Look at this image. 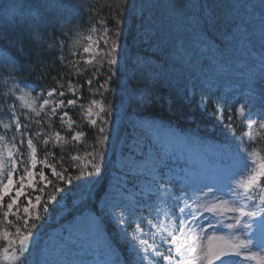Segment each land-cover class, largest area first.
Listing matches in <instances>:
<instances>
[{
    "label": "rangeland",
    "instance_id": "obj_1",
    "mask_svg": "<svg viewBox=\"0 0 264 264\" xmlns=\"http://www.w3.org/2000/svg\"><path fill=\"white\" fill-rule=\"evenodd\" d=\"M47 1L48 3L50 2V0ZM145 1L147 6L146 22L145 26L140 29L139 34H142V37L146 36V38L151 39L152 42L149 43L144 40L143 43L149 46L153 52L163 51L164 45L168 41L175 43L173 54L177 64L174 66L173 72L175 75L183 77L184 73L182 71H186L190 65L189 71L185 75V81L189 82L188 89H192V92L189 91V96L192 93L194 95L196 93L198 106L201 111H204L206 116H213L215 121L218 122L214 127L215 131L212 127H208V129L198 128L199 133L197 135H184L174 125H169L160 119L134 116H128L126 119L125 116L117 111L114 117L115 123H111L108 126L111 129L108 133L110 141L104 148L106 156L102 169L107 167L109 158L112 155L114 157L113 169L109 171L110 180L105 193L97 203L98 209L102 210L101 215L96 216L92 211L83 209L81 213L71 217L72 207L84 200L85 193L78 192L68 195L72 198L71 206L68 205L65 194L62 192L55 193L57 200L48 205V213H44L43 209H39L40 215L44 219L36 222L38 231L33 229L36 235L29 245L32 252L27 258L29 261L27 264H106L109 260L108 253L111 251L109 246L112 240L101 221V217L109 219L117 238L127 242L135 255L141 238L147 239L149 243H152L153 239H155L159 243L162 233L177 237V240L172 242L173 252L182 244L190 242L186 241L184 235L178 230V220L176 218L178 213L171 208L166 209L168 212L167 218L164 216L160 217L159 227L149 229L150 220L152 223H157L153 219L156 211L148 207L149 205L157 204L156 194L145 191L146 180L144 177L133 176L123 167L126 158L140 159L141 152L147 151L149 148L154 152L158 151L163 160L168 161V168L165 169V173L169 175L170 179H175L174 184L170 186L173 197L180 196L187 191L189 195L193 196V199H196L198 194H194L193 188L188 187L187 184H217L221 187V191L216 192L214 197H210V199L216 198L218 203L221 199L231 202L236 197L226 185V174L209 172L206 169L202 170L199 168L201 158L209 161L219 160L220 164L229 170L230 175L234 176L236 180H240L244 179L252 170L253 161H258L261 157H264V135L260 139L249 141L244 136V133L249 131L244 121L239 117L238 121L234 122V130H229L226 127L228 116L226 117L225 114L229 115L233 108L239 107L241 103H247L246 112L252 114L253 118L258 115H264V92H261L257 87V81L260 80L261 75H264V26L253 16L255 15L252 13L254 8L247 11L249 14L239 16L240 19L244 17L248 19L249 26L253 27V36L249 37L241 32L242 28L246 27L241 24L236 25L233 23L234 26L232 28L229 24L226 26L219 24V27L214 20L212 27L209 24L204 27L203 17L205 15L199 6V0ZM215 1H213L211 7L216 5ZM244 1L253 3L252 0ZM43 3L40 0H6V5L9 7L7 9L1 7V11L4 13L21 11L27 14L30 19H33L35 28L31 32L34 39V47L31 48L32 60L39 56L40 51L38 50H49L52 52L57 43L56 40H45L42 38V32L47 27L48 22L46 20L50 18L51 9L49 4L45 5ZM218 3L219 8L216 10L219 13L223 5L221 0ZM233 7L234 10H238L240 5L236 4ZM246 8V5H242L243 10ZM229 10L227 2H224L223 20L220 18L219 21H224L226 24ZM138 11L139 15L143 13L142 5L138 6ZM223 31L226 34L223 45H213L211 43L212 32ZM98 37H101V34ZM258 38L260 40H256ZM96 41L97 35L94 32L85 37L84 49L89 48V52L84 51L87 59L97 52ZM206 44L211 46L210 49L205 47ZM110 45L108 53L110 52ZM255 46L257 47L256 50ZM143 49L147 50L146 47ZM180 49H183V51L181 52ZM118 50L123 52V47L120 46ZM1 54L2 51H0ZM112 55H115V53H112ZM5 56L7 57L8 55L5 54ZM125 59L126 57L123 53L120 65L117 67L119 70L124 68L126 72ZM134 60L139 61V58H134ZM134 60L132 63L137 64ZM45 63L46 61L42 60L35 64L38 68H41ZM137 65L139 66L140 64ZM40 73V70L34 72L32 76L33 83L26 80H18L14 75L12 60L9 63L0 61V121L4 123L10 122L11 118L5 112L14 107L17 115L21 117V124L28 126V136L25 137L24 143L21 145L19 144V133L14 129L6 132L0 125V137H3L0 140V151L3 153L2 158H0V170L4 174L10 168L8 149L12 143H16L17 148L22 153L19 160L30 162L31 150L27 147V139H32V134H29V132L32 130L34 138L37 139L43 136L41 123H37L38 120L41 122L46 119V121L56 126V130L52 131L48 138L46 137L47 135L45 136L52 144H61L64 140L61 132L68 130L69 122L66 116L63 119L60 118L63 115V106L57 110L55 115L50 110L63 97L57 94L49 98L47 97V92L51 90L38 89V83L36 82ZM122 84H124L123 81ZM17 88H19V91L16 90ZM41 96L50 99L52 105L41 110L39 108V104L42 103V100L39 99ZM73 98L70 97L69 99ZM184 100L188 104L191 102V98L186 97ZM75 105L78 104L76 103ZM79 106L81 107V113L89 123L91 118L98 119L95 116L90 118L87 109L91 106L93 112H97L99 111V106L91 103L88 105L80 104ZM212 108L215 109L214 113L211 111ZM33 109L41 112V115L37 117ZM25 114L28 115L25 116ZM233 117L236 119L238 116L234 113ZM57 131L61 134L62 139L60 140L55 138L54 134ZM239 131H242L243 135H239ZM13 137H15V140L12 139ZM241 137H243V143H240ZM193 141L194 143H190ZM218 147L226 148L229 155L219 157L215 151ZM13 151L15 152V150ZM249 153L252 155H249ZM42 160H45V158ZM40 161L37 159V168L34 171L39 172L43 168L46 175L51 176L50 170L41 165ZM245 164H248V168L244 167ZM24 166L26 165L18 163L17 172L14 173L15 179H18L19 175L23 174L22 169ZM28 166H30V163ZM231 184L233 189L241 191L235 180H232ZM86 187L87 185L85 184L84 188ZM122 190H124L125 196L131 194L132 199H120L118 195ZM27 191L33 198L35 195H41L37 190L29 189ZM112 197H116L122 206L116 210V215L106 213L103 208L106 204L113 203ZM7 202L8 199L5 198L4 210H7ZM33 202H35L34 199ZM25 203L26 201L23 198L19 202L21 215L23 214ZM169 203H173V201L170 200ZM133 208L136 209L134 215H129ZM121 211L124 213L125 220L128 221L127 224L121 225L118 221L117 216ZM205 217L207 220L216 223V220L207 213H205ZM96 218L98 220V228L94 230L88 229L86 225L94 223ZM1 219L4 220L2 214H0ZM256 219H259V217ZM200 222L205 223L206 226V220H201ZM227 222L231 221L225 220V223ZM137 225H140L146 235L141 234L137 229ZM255 230L254 226L253 232ZM4 231L10 232L8 229ZM216 234L227 236L230 234V230L225 227H217ZM256 235L257 241L253 237V244L249 245V249L252 252L259 253L257 259L246 260L244 257L247 252L242 251L240 256L231 257L234 264H264V250H262L264 245H261V243H264V220L257 222ZM193 239H195V236H193ZM4 244L5 241L0 247ZM161 251L165 255L168 254L167 247H163ZM113 255H117L115 250ZM184 259L187 261L189 258L185 256ZM138 260L139 257L136 255L135 259L131 260V264H137ZM154 264H163V261L157 260Z\"/></svg>",
    "mask_w": 264,
    "mask_h": 264
},
{
    "label": "trees",
    "instance_id": "obj_2",
    "mask_svg": "<svg viewBox=\"0 0 264 264\" xmlns=\"http://www.w3.org/2000/svg\"><path fill=\"white\" fill-rule=\"evenodd\" d=\"M40 1L51 7L50 18L46 20L48 24L42 32V38L56 40V47L52 52L38 50L40 57L37 56L32 60L31 48L34 47V39L31 32L35 28L33 19L21 11L2 12L1 7L6 4V0H0V51H2L0 61L9 63L12 60L16 78L31 83L34 82L32 80L34 72L40 70L38 80L35 81L38 83V89H55L57 94L64 93L63 99L74 97L73 99L77 101L78 105L67 106L65 103L62 108V113L68 112L66 119L69 122V127L68 130L61 132L64 136L61 144L55 145L50 141L47 145L44 144L41 137L47 135L48 138L49 134L56 130V126L46 119L40 122L43 136L38 139L34 138L32 130L29 134H32L31 137L37 150V159L45 158L48 164L56 167L57 171L72 177L73 182L69 185L57 182L47 174L49 179H53L54 183L63 189L62 193L66 195L68 205H72V198L68 195L78 192L85 193L84 200L72 207L71 217L81 213L83 209H88L96 216H100L102 210L98 209L97 203L105 193L110 180L109 171L113 169L114 156L109 158L107 167L102 169V174L92 178L91 185L83 182V178L76 180L81 170L85 172L90 170L83 168V164L90 159L86 153L104 150L107 145L102 146L100 143L102 137L98 132L99 123L93 127L81 113L80 104L88 105L93 99L101 101L102 106L110 113L107 117L109 126L114 121L117 111L126 119L128 116L160 119L169 125H174L182 133L193 135L199 133L198 128L212 127L214 129L218 122L213 116H206L205 112L201 111L196 93L189 96V91L192 92V89H188L189 82L185 81V75L189 71L190 65L186 71H182L183 77H179L173 72V68L177 64L173 54L175 43L168 41L165 43L163 51L158 50L157 52L151 51L149 46L143 43L144 40L152 42L151 39L139 34L146 22L145 0H50L49 3L47 0ZM213 1L199 0V6L205 15L203 17L204 27L208 24L212 27L214 20L219 27V24L225 26L229 24L231 28L234 26L233 23L241 24L246 26L242 28L241 32L252 37L254 30L249 26L248 19L239 18L240 15L249 14L247 11L251 8H254L252 13L255 15L253 16L264 26V0H252L253 3L244 0H221L223 8L224 2H227L230 8L226 24L224 21H219L220 18L223 20L224 13L223 8L219 13L216 10L219 8V0H216V5L211 7ZM236 4L240 5L238 10H234L233 6ZM139 5H142L143 9L141 15L138 14ZM242 5H246L247 8L243 10ZM105 29L108 30L107 33H105ZM92 32L97 35V52L87 59L84 55V39ZM212 33L211 43L222 46L224 38H226L224 31ZM99 34L101 37H98ZM105 39L108 41L107 45L104 43ZM113 40L123 47L127 71L125 72L124 68L120 69L111 76L109 83L105 84L104 88H100V85L109 79V73L115 71L106 63L109 59L108 47ZM144 47L147 50L143 49ZM5 54L8 56L6 57ZM134 58H139V61ZM42 60L46 63L38 68L35 63ZM133 60L140 65L133 64ZM89 80L92 81L91 86L87 83ZM244 95L251 97L247 94ZM186 97L191 98L190 104L184 100ZM235 109L233 108L232 115L235 113ZM214 110V108L211 109L213 113ZM205 111L207 110L205 109ZM225 114L227 117V113ZM238 118L233 117L234 122H237ZM97 120L99 121V117ZM78 131L84 132L85 135L81 136L79 140H74L73 135ZM108 133L109 131L106 129V134ZM238 134L243 135L242 131H239ZM73 156H78L80 159L74 161ZM85 184L86 188H84ZM39 187H41L40 184L37 185V192L42 195L43 201H46L49 195L54 194L50 187L46 188L44 193L38 191ZM9 220L11 223L8 220H0V230L8 229L10 232H15L17 226L23 228V220L16 221L12 216L9 217ZM101 221L111 236L112 241L109 247L118 253L119 264H131V260L135 259L136 255L128 243L117 238L107 217H101ZM3 243L4 241L0 240V245ZM0 264H4V262L0 261Z\"/></svg>",
    "mask_w": 264,
    "mask_h": 264
},
{
    "label": "snow or ice",
    "instance_id": "obj_3",
    "mask_svg": "<svg viewBox=\"0 0 264 264\" xmlns=\"http://www.w3.org/2000/svg\"><path fill=\"white\" fill-rule=\"evenodd\" d=\"M4 8L9 7L8 5H3ZM119 23V21H117ZM96 31V29H93ZM105 29V33H107ZM104 43L107 45L108 41L105 39ZM206 48L210 49V45L206 44ZM120 46L115 40L111 42L109 59L106 61L108 66L115 71L109 73V79L104 81V84L100 85V88H104V85L109 83L111 76L115 75L120 65L121 59L123 58L122 50H118ZM85 52H89V48L84 49ZM182 52L183 49H180ZM115 53V55H112ZM91 63V61H89ZM88 85L91 86L92 81H87ZM257 87L261 92H264V75H261L260 80L257 81ZM19 91V88L16 89ZM57 95L56 90L53 89L47 92V97L51 98ZM59 96L63 97L64 93L60 92ZM42 103L39 104L41 110L52 105V101L44 96L39 98ZM74 106L76 104L75 99H69L66 102L60 99L55 103L54 106L50 108L51 112L55 115L57 110L64 106ZM92 105L99 106V111L93 112L90 106L87 111L89 117H99V121L96 118H91L90 123L93 127H96L99 123L98 132L102 139L100 141L101 145H105L110 141V135L106 134L107 131H111L109 126V120L107 117L110 115L109 111L102 106V102L93 99L91 101ZM248 105L247 103L239 104V107L235 109L236 116L240 117L246 124L249 131L244 133V136L248 138L249 141L260 139L264 135V115H258L253 118L252 114L246 112ZM36 116L39 117L41 112L33 109ZM6 115L10 116V122L4 123L0 121L3 129L7 132L14 129L20 134L19 144H23L25 137L28 136L27 125L21 124V117L17 115L14 107L10 110H6ZM28 114H25L27 116ZM68 115L67 111L63 112L60 117L63 119ZM37 123H40L38 120ZM113 124L115 121L112 122ZM227 129L234 130V119L233 115L229 114L227 117ZM55 138L57 140L62 139L59 131L55 132ZM85 133L82 131L75 132L73 135L74 140H79L81 136ZM44 140V144L47 145L49 140L45 137H41ZM3 137H0L2 140ZM15 140V137L12 138ZM243 137L240 138V143H243ZM190 143H194L190 142ZM27 147L31 150V160L20 161L19 157L22 153L17 148L16 143H12L11 147L8 149V159L10 163V168L6 174L0 170V214H2L4 220H9V217H15L16 221L23 220V228L17 226L15 232H8L0 230V240L5 241V244L0 247V261L4 264H25L27 256L30 255V242L33 240L36 232L38 231L37 221L44 219L40 215V208H43L44 213H48V205L57 200L55 193H60L63 189L54 183L53 179H49L43 168L39 172L34 171L37 168V150L31 138L27 139ZM208 147V146H207ZM15 150V152L13 151ZM216 154L219 157L229 155L226 148H216ZM249 155H252L249 153ZM3 153L0 151V158H2ZM86 156L90 157L87 163L83 164L84 169H90L87 172L81 170L79 176L76 180H81L87 182L91 185L92 178L99 177L102 174V167L105 162L106 152L104 150L97 152L86 153ZM74 161L79 160L78 156H73ZM239 159V157H237ZM18 163H23L26 166L23 167V174L19 175L18 179L14 178V173L17 172ZM30 163V166H28ZM45 168L50 170L51 176L59 182L72 184L73 180L71 176H67L65 173L57 171L56 167L47 163V160H41L39 162ZM253 168L248 173L244 179L236 180L234 176L230 175L229 170L223 167L219 160L209 161L201 158L199 168L206 169L209 172L224 173L227 175V186L232 190L233 195L236 197L234 201L219 200L216 202L214 197L216 192L221 191V187L217 184H187L188 187L193 188V193L198 194L196 199H193L192 195H189L185 191L182 195L173 197L170 190L175 182V179H170L169 175L165 173V169L168 168V161H164L160 152H154L151 148L147 151L141 152L140 159H127L123 163V167L127 171L137 177H144L146 180L145 191L149 193L156 194V205H149L148 207L156 211L155 217L153 219L157 223H152L149 221V229H156L160 226V217L164 216L167 218L168 212L167 208L173 209L177 212L178 220V230L182 235H184L186 241H190L186 244H182L180 247L175 249L173 252V243L177 240L175 235L161 234L160 241L157 243L153 239L152 243H149L147 239L141 238L139 240V246L136 248V255L139 257L137 264H154L157 260H162L163 264H234L231 257L240 256L242 251L247 252L244 257L246 260H255L259 256V253L252 252L249 249V245L253 244V237L257 241V222L259 220H264V157H261L258 161H253ZM248 168V164L244 165ZM235 180V183L239 185L241 191H236L232 188L231 181ZM42 185L39 187L38 191L44 193L46 188H52L54 194L49 195L46 201L42 200L41 195H35L33 198L27 190L31 189L33 191L37 190V185ZM120 199L131 200L132 196L124 195V190L118 195ZM5 198L8 199L5 208ZM24 199L26 203L23 206V214H20L19 202ZM33 199L35 202H33ZM113 203L106 204L104 211L116 215V210L120 209L122 206L116 197H112ZM173 203H169V201ZM191 201V203H189ZM182 205V206H180ZM136 209L133 208L129 215H134ZM205 213L212 216L216 223L211 220H207ZM151 215V212H150ZM259 217V219H256ZM118 221L121 225L127 224L128 221L124 218V213L121 211L118 216ZM143 219V218H141ZM201 220H206L205 223H201ZM225 220H230L231 222L225 223ZM195 225V227H193ZM255 226V232H253V227ZM90 230L98 228V220L96 218L95 222L86 225ZM217 227H225L230 230V234L227 236L217 235ZM137 229L142 235H146L140 225H137ZM211 230V231H209ZM126 234V231H125ZM191 234V235H189ZM195 236V239H193ZM206 242V244H205ZM264 245V243H261ZM167 247L168 254L165 255L161 249ZM264 250V249H262ZM109 260L106 264H119L117 260L112 259L113 253L109 251ZM189 259L185 261L184 257Z\"/></svg>",
    "mask_w": 264,
    "mask_h": 264
}]
</instances>
